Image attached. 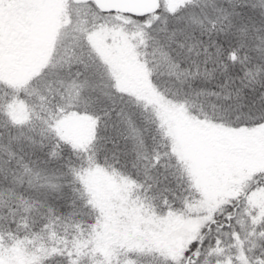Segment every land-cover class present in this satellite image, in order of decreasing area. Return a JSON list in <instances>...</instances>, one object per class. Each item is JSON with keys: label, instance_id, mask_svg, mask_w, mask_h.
Instances as JSON below:
<instances>
[{"label": "snow or ice", "instance_id": "1", "mask_svg": "<svg viewBox=\"0 0 264 264\" xmlns=\"http://www.w3.org/2000/svg\"><path fill=\"white\" fill-rule=\"evenodd\" d=\"M0 264H264V0H0Z\"/></svg>", "mask_w": 264, "mask_h": 264}]
</instances>
